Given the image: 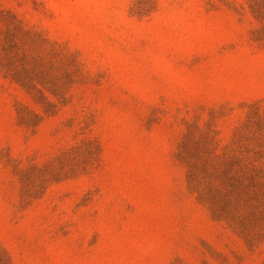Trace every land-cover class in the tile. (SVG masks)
I'll use <instances>...</instances> for the list:
<instances>
[{
    "label": "rangeland",
    "instance_id": "1",
    "mask_svg": "<svg viewBox=\"0 0 264 264\" xmlns=\"http://www.w3.org/2000/svg\"><path fill=\"white\" fill-rule=\"evenodd\" d=\"M0 264H264V0H0Z\"/></svg>",
    "mask_w": 264,
    "mask_h": 264
}]
</instances>
